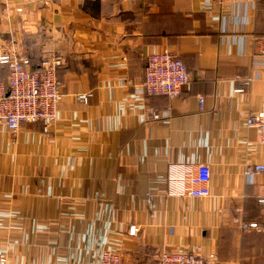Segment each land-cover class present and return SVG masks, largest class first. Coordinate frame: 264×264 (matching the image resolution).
Segmentation results:
<instances>
[{
    "label": "crops",
    "instance_id": "0c3cea01",
    "mask_svg": "<svg viewBox=\"0 0 264 264\" xmlns=\"http://www.w3.org/2000/svg\"><path fill=\"white\" fill-rule=\"evenodd\" d=\"M162 49L189 83L175 96L138 94ZM0 51L42 66L60 58L62 93L47 131L0 124L5 264H98L103 247L121 264L177 249L264 264V171L245 173L264 164L246 124L264 100V71L252 67L264 60V0H0ZM170 160L207 164L210 195L167 196Z\"/></svg>",
    "mask_w": 264,
    "mask_h": 264
},
{
    "label": "built area",
    "instance_id": "2783aa9c",
    "mask_svg": "<svg viewBox=\"0 0 264 264\" xmlns=\"http://www.w3.org/2000/svg\"><path fill=\"white\" fill-rule=\"evenodd\" d=\"M210 3L205 9L209 11ZM18 12L21 8L17 9ZM60 58H54L44 64L40 71H31L27 57H16L0 51V64L8 69L6 85L0 82V124L11 132H16L22 124L40 122L47 131L57 117L58 106L62 98L56 76ZM254 76L257 68L264 71V60L252 63ZM190 81L185 63L168 49L151 53L146 60L145 77L136 88L140 95L164 94L175 96ZM247 83V82H246ZM243 88L238 89L242 91ZM90 93H83L79 98L87 102ZM203 102V97H199ZM157 114L153 118L157 119ZM248 126L255 127L259 141L264 145V100L255 113L246 118ZM264 164H256L245 173H261ZM211 169L205 164H191L184 161H169L166 176V195L171 197H208ZM264 203V198L259 199ZM248 228L261 231L262 226L256 221L249 222ZM139 228L130 224L127 233L135 236ZM6 253H0V264L6 263ZM98 264H121V254L110 247H103L98 254ZM158 264H216L215 256L205 258L197 250H163L158 257Z\"/></svg>",
    "mask_w": 264,
    "mask_h": 264
},
{
    "label": "trees",
    "instance_id": "16d2710c",
    "mask_svg": "<svg viewBox=\"0 0 264 264\" xmlns=\"http://www.w3.org/2000/svg\"><path fill=\"white\" fill-rule=\"evenodd\" d=\"M28 60H29V68L31 71H40L42 69L41 64H35L30 58H28Z\"/></svg>",
    "mask_w": 264,
    "mask_h": 264
}]
</instances>
